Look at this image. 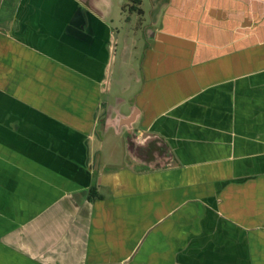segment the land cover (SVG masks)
<instances>
[{
  "label": "crops",
  "instance_id": "0c3cea01",
  "mask_svg": "<svg viewBox=\"0 0 264 264\" xmlns=\"http://www.w3.org/2000/svg\"><path fill=\"white\" fill-rule=\"evenodd\" d=\"M112 8L0 0V264H264V0Z\"/></svg>",
  "mask_w": 264,
  "mask_h": 264
},
{
  "label": "rangeland",
  "instance_id": "374dc122",
  "mask_svg": "<svg viewBox=\"0 0 264 264\" xmlns=\"http://www.w3.org/2000/svg\"><path fill=\"white\" fill-rule=\"evenodd\" d=\"M156 0H142V4L139 5L143 10V13H138L137 11H134L130 9V5L133 3L132 1H126L127 4L119 5L118 0H113V8L112 13L110 16L111 25L115 28H118L121 30V33L125 31H129V35L135 37L137 40V55L136 58L138 60L140 56V51L142 50V46L144 44V37H143V28L145 24L151 23V18L153 14L154 4ZM124 9V16L122 10ZM120 11L122 13V16H120ZM131 15V24L126 25L125 24V16ZM126 32V33H127ZM133 66L137 67V62L134 59ZM128 83V82H127ZM126 83V84H127ZM125 86L120 87L117 85L116 81L114 80L111 85V102H115L116 97H122L126 99L127 106L123 107V110H127L130 104V99L132 97V93L135 90L136 86L132 85L130 88H125ZM117 104L116 102L114 103ZM100 133L102 136H104V151H107V147L115 145L116 143H119V152L118 156L121 157L122 153L124 152V145L125 142H128V135L127 134H115L114 130L111 129L110 132L106 135L103 134V128H100ZM119 163H122V160L118 161Z\"/></svg>",
  "mask_w": 264,
  "mask_h": 264
},
{
  "label": "trees",
  "instance_id": "16d2710c",
  "mask_svg": "<svg viewBox=\"0 0 264 264\" xmlns=\"http://www.w3.org/2000/svg\"><path fill=\"white\" fill-rule=\"evenodd\" d=\"M132 2H133V4L131 5V8H130V9L135 10V11H137L138 13H142L141 8L139 7L140 0H133ZM89 196H90V198H91V197H96V196H98V195L96 194V190H95V187H94V186H92V187L89 189Z\"/></svg>",
  "mask_w": 264,
  "mask_h": 264
},
{
  "label": "water",
  "instance_id": "95a60500",
  "mask_svg": "<svg viewBox=\"0 0 264 264\" xmlns=\"http://www.w3.org/2000/svg\"><path fill=\"white\" fill-rule=\"evenodd\" d=\"M131 120V119H130Z\"/></svg>",
  "mask_w": 264,
  "mask_h": 264
}]
</instances>
